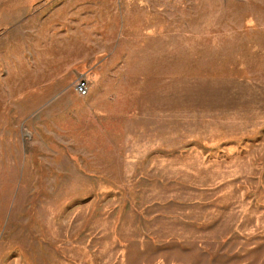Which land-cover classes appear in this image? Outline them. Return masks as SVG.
I'll list each match as a JSON object with an SVG mask.
<instances>
[{
  "label": "rangeland",
  "instance_id": "1",
  "mask_svg": "<svg viewBox=\"0 0 264 264\" xmlns=\"http://www.w3.org/2000/svg\"><path fill=\"white\" fill-rule=\"evenodd\" d=\"M0 264H264V0H0Z\"/></svg>",
  "mask_w": 264,
  "mask_h": 264
},
{
  "label": "built area",
  "instance_id": "2",
  "mask_svg": "<svg viewBox=\"0 0 264 264\" xmlns=\"http://www.w3.org/2000/svg\"><path fill=\"white\" fill-rule=\"evenodd\" d=\"M76 90L79 95H85L87 92V84L86 81L81 79L77 84H76Z\"/></svg>",
  "mask_w": 264,
  "mask_h": 264
}]
</instances>
